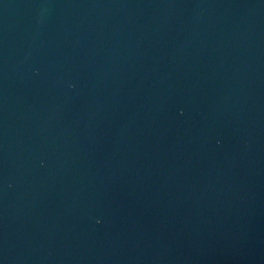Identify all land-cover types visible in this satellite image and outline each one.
I'll list each match as a JSON object with an SVG mask.
<instances>
[{"label":"water","instance_id":"obj_1","mask_svg":"<svg viewBox=\"0 0 264 264\" xmlns=\"http://www.w3.org/2000/svg\"><path fill=\"white\" fill-rule=\"evenodd\" d=\"M0 264H264V0H0Z\"/></svg>","mask_w":264,"mask_h":264}]
</instances>
